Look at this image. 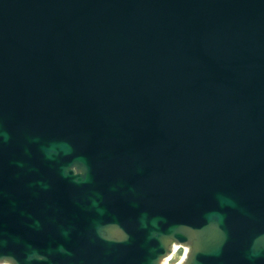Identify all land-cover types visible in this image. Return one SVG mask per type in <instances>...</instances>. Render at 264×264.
<instances>
[{
    "label": "water",
    "instance_id": "obj_1",
    "mask_svg": "<svg viewBox=\"0 0 264 264\" xmlns=\"http://www.w3.org/2000/svg\"><path fill=\"white\" fill-rule=\"evenodd\" d=\"M175 242L264 264V0H0V263Z\"/></svg>",
    "mask_w": 264,
    "mask_h": 264
},
{
    "label": "bare ground",
    "instance_id": "obj_2",
    "mask_svg": "<svg viewBox=\"0 0 264 264\" xmlns=\"http://www.w3.org/2000/svg\"><path fill=\"white\" fill-rule=\"evenodd\" d=\"M186 250V251H185ZM172 253H169L165 258L162 260V264H168L170 256L175 252V254L180 256V262L178 264H183V260L187 256L190 251V244H185L184 247L181 246L178 242H175L172 245Z\"/></svg>",
    "mask_w": 264,
    "mask_h": 264
},
{
    "label": "rangeland",
    "instance_id": "obj_3",
    "mask_svg": "<svg viewBox=\"0 0 264 264\" xmlns=\"http://www.w3.org/2000/svg\"><path fill=\"white\" fill-rule=\"evenodd\" d=\"M180 256L175 254V252L170 256L168 264H178L180 262ZM0 264H11L10 262H3Z\"/></svg>",
    "mask_w": 264,
    "mask_h": 264
}]
</instances>
